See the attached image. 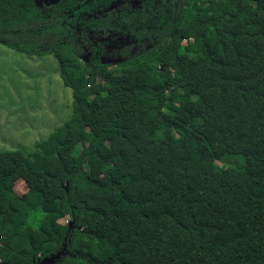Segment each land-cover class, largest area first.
<instances>
[{
	"label": "trees",
	"instance_id": "16d2710c",
	"mask_svg": "<svg viewBox=\"0 0 264 264\" xmlns=\"http://www.w3.org/2000/svg\"><path fill=\"white\" fill-rule=\"evenodd\" d=\"M111 1L0 0V42L73 96L0 151V260L264 264V0Z\"/></svg>",
	"mask_w": 264,
	"mask_h": 264
},
{
	"label": "rangeland",
	"instance_id": "374dc122",
	"mask_svg": "<svg viewBox=\"0 0 264 264\" xmlns=\"http://www.w3.org/2000/svg\"><path fill=\"white\" fill-rule=\"evenodd\" d=\"M120 68L111 61L113 71ZM72 99V89L64 84L56 57L21 53L0 42V151H33L37 142L70 118ZM229 160L241 157L234 155ZM14 189L21 194L27 184L19 179ZM68 221L65 216L56 224ZM39 223L35 221V225Z\"/></svg>",
	"mask_w": 264,
	"mask_h": 264
},
{
	"label": "flooded vegetation",
	"instance_id": "af4514ba",
	"mask_svg": "<svg viewBox=\"0 0 264 264\" xmlns=\"http://www.w3.org/2000/svg\"><path fill=\"white\" fill-rule=\"evenodd\" d=\"M42 1H44V0H42ZM61 1V0H60ZM59 1V2H60ZM45 2V1H44ZM58 2V3H59ZM46 3V2H45ZM47 4V3H46ZM51 4V3H50ZM50 4H47V5H50ZM57 4V3H56ZM123 4H129L128 3V1L127 0H112L110 3H109V5H108V7L109 8H111V9H113V8H119L120 7V5H123Z\"/></svg>",
	"mask_w": 264,
	"mask_h": 264
},
{
	"label": "water",
	"instance_id": "95a60500",
	"mask_svg": "<svg viewBox=\"0 0 264 264\" xmlns=\"http://www.w3.org/2000/svg\"><path fill=\"white\" fill-rule=\"evenodd\" d=\"M47 4H56L58 3L60 0H44ZM48 262H50V260H47L46 261H43V262H40L39 264H48ZM0 264H6L4 262H2V260H0Z\"/></svg>",
	"mask_w": 264,
	"mask_h": 264
}]
</instances>
